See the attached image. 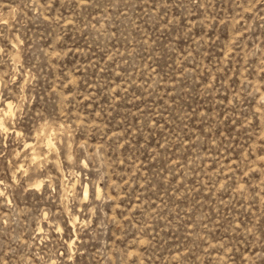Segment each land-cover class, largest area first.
<instances>
[{"label": "rangeland", "instance_id": "1", "mask_svg": "<svg viewBox=\"0 0 264 264\" xmlns=\"http://www.w3.org/2000/svg\"><path fill=\"white\" fill-rule=\"evenodd\" d=\"M0 264H264V0H0Z\"/></svg>", "mask_w": 264, "mask_h": 264}, {"label": "bare ground", "instance_id": "2", "mask_svg": "<svg viewBox=\"0 0 264 264\" xmlns=\"http://www.w3.org/2000/svg\"><path fill=\"white\" fill-rule=\"evenodd\" d=\"M8 104H10V103H8ZM8 104H7V105H8ZM8 107H9V106H8ZM8 109H9V108H8ZM9 111H10V110H9ZM48 144H49V142H48ZM50 146H51V145H50ZM85 191H86V195H87V194H88V190H85Z\"/></svg>", "mask_w": 264, "mask_h": 264}]
</instances>
